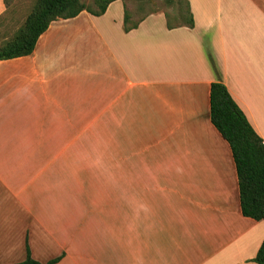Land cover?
<instances>
[{"label":"crops","instance_id":"0c3cea01","mask_svg":"<svg viewBox=\"0 0 264 264\" xmlns=\"http://www.w3.org/2000/svg\"><path fill=\"white\" fill-rule=\"evenodd\" d=\"M188 1L193 28L152 13L127 32L116 0L0 60V264L27 244L42 263L259 264L264 220L243 214L211 120L208 52L264 140V0ZM95 133L100 182L79 173Z\"/></svg>","mask_w":264,"mask_h":264},{"label":"trees","instance_id":"16d2710c","mask_svg":"<svg viewBox=\"0 0 264 264\" xmlns=\"http://www.w3.org/2000/svg\"><path fill=\"white\" fill-rule=\"evenodd\" d=\"M4 1L8 7V0ZM114 1L116 0H94L98 10L93 11L88 7L85 0H37L24 24L11 39L0 45V60L32 54L39 37L53 21L60 18H74L84 10L100 16ZM185 2L188 7V18L184 19L186 23L173 26L167 20L169 28L194 27L189 1L185 0ZM128 19L125 13V31L127 32L136 28L139 23L129 26ZM208 57L217 77V81L211 84L210 89L211 120L231 146L237 167L242 212L245 216L264 220V140L229 93L227 86L222 81L212 52H208ZM26 250V258L21 262L12 264H55L61 259L60 256L42 263L32 257L28 244ZM254 261L264 264V241Z\"/></svg>","mask_w":264,"mask_h":264},{"label":"rangeland","instance_id":"374dc122","mask_svg":"<svg viewBox=\"0 0 264 264\" xmlns=\"http://www.w3.org/2000/svg\"><path fill=\"white\" fill-rule=\"evenodd\" d=\"M37 0H8V7L0 18V45L11 39L16 31L24 24L26 17L32 11ZM128 25L140 22L143 18L152 13H162L166 20L173 26L185 24L188 18V7L185 0H123ZM88 7L97 11L98 7L94 0H85ZM185 19V20H184ZM96 129V128H95ZM100 129V127L98 128ZM103 145L101 133L94 134L93 150L88 153H79V173L87 175L100 182L102 176V151ZM113 146V145H111ZM84 161V162H82ZM100 186V184H95Z\"/></svg>","mask_w":264,"mask_h":264}]
</instances>
